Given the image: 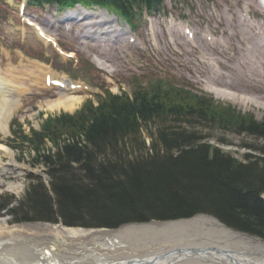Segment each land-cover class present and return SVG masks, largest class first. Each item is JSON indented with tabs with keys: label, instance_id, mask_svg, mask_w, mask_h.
Returning a JSON list of instances; mask_svg holds the SVG:
<instances>
[{
	"label": "trees",
	"instance_id": "trees-1",
	"mask_svg": "<svg viewBox=\"0 0 264 264\" xmlns=\"http://www.w3.org/2000/svg\"><path fill=\"white\" fill-rule=\"evenodd\" d=\"M28 1L62 8L98 6L132 26L143 10L152 13L163 2ZM97 101L72 115L48 117L29 135L19 129L22 146L35 154V167L45 166L49 184L30 177L23 198H0V215L16 224L108 230L208 215L264 240V150L240 161L196 129L202 122L207 130L264 139V120L165 82L138 85L132 95L106 91Z\"/></svg>",
	"mask_w": 264,
	"mask_h": 264
},
{
	"label": "rangeland",
	"instance_id": "rangeland-1",
	"mask_svg": "<svg viewBox=\"0 0 264 264\" xmlns=\"http://www.w3.org/2000/svg\"><path fill=\"white\" fill-rule=\"evenodd\" d=\"M239 1L240 0H165L160 11L149 15H142L141 21L136 24V31L131 32L124 21L119 19V25L136 38V44L125 45V49L118 46L116 49L110 46L108 48L102 47L92 40L83 39L82 35L84 34V29L81 22L67 23L61 20L66 11L60 12L56 7L46 6L43 9L28 6L23 16L24 18H22L19 15V4L21 2L0 0V74H5L12 67L10 64L13 65V68L32 65V67H38L45 72L54 73L55 77L59 79L89 87V90L82 89L81 91H62L56 88H30L29 90L27 89L29 85L26 84L27 88H25L27 90L25 89L26 92L19 102L20 107L12 116L9 127L6 128L5 124H3V119L0 118V140L5 138V144L15 153L16 162L20 166L27 168L28 171L18 175L13 172V169H6L3 171L0 167V198L5 197V200H20L23 198L30 177L39 179L48 186L49 177L46 174L45 166L40 165L35 167L33 165L36 158L35 154L29 147L20 146L19 136L14 138V136H12V131L18 132L20 126L22 127L21 131L26 132L25 134H30L29 132L31 129L39 130L42 121L45 120L46 117L64 111H51L46 107L47 103L59 100L63 94L68 96L76 95L83 98V102L78 105L77 109L72 112L66 111L68 113H74L89 100L96 103V96H102L106 91L112 94L127 93L128 95H132L138 85L142 86V88H147L152 83L165 82L177 88L190 90L198 96L212 99L217 105L234 107L243 114H252L258 121L264 120L263 109L260 110L251 104L242 105L230 101V98L239 97L240 95L230 90L218 88L209 81L211 72L200 65L198 60L201 47L195 49L194 46H189L183 34L179 31L178 27H176L178 25L175 27L171 26L173 20H175L177 24H187L196 32L197 36L200 37L199 40H201V36H205L204 33L207 32L220 38L222 30H231L233 27L228 24L226 20L232 19L234 22L236 21V18L233 16L238 14L241 9L240 5L242 1ZM27 18L37 21L45 31L49 32V34L57 39L61 49L68 54H74L75 59L71 61L56 53L51 46L46 47L44 43L37 38L35 32L24 24V20H27ZM221 18L225 20V24L219 23ZM48 22L52 24V27L49 26ZM94 30L98 32L104 31L97 27H95ZM229 41L237 46L234 47L235 51H241L238 46V39L231 38ZM199 44L207 46L203 41ZM105 49H108L111 53L104 55ZM113 49L115 50L114 54ZM123 49L125 53H122ZM119 52L121 56L118 54ZM207 52L210 53V51ZM212 56L217 55L212 54ZM232 56L233 55L230 54L226 56L227 58L221 59V61L233 62L234 57L232 58ZM239 57L240 56L237 58V62L232 63L234 67L238 65ZM97 62L100 64L103 63L106 69H101L97 65L99 64ZM232 65L228 64L227 66ZM227 66L225 68H227ZM225 73L227 72L225 71ZM219 93H222L224 96L220 98ZM13 97L14 99L18 98L15 95ZM191 122L194 123L195 121ZM183 126L187 127L188 130L192 129L188 123L183 124ZM205 128L208 127L204 123H198L196 127L198 134L201 136H210V144L219 147L223 152L231 154L240 161H243L247 154L261 156L259 152L260 150H264L263 138L251 135L240 136L231 132L224 133L222 130L218 129L211 131ZM152 129L155 132L156 128L152 127ZM143 134L146 138V144L149 146L151 140L145 131ZM221 140H225L227 143L222 144ZM1 142L2 141H0V143ZM2 159L4 163H8L9 161L6 157ZM13 206L14 204H11L9 208ZM0 220H5L9 226L24 225L38 228L37 225H42V227H45V225H59L41 222L16 224L12 221L10 216L3 213L0 215ZM154 224L162 225L165 223L157 222L153 223V225ZM132 225L133 224L125 225L116 230L72 229L95 232L102 231L100 235L103 237L114 234L124 227ZM230 229L231 228H229V230ZM233 231L238 234L242 233L236 230ZM242 235H244V233H242ZM244 236V241L247 238L246 236H248L254 241L258 239L264 242V240L257 237L250 235ZM247 241L249 242L248 239ZM183 242L185 244V240L183 239L179 241L177 239H169L163 242L159 240H144L138 243L125 241L126 244L124 243L123 245L127 246L125 249L118 252L104 250L93 241L92 237L81 239L64 238L58 241L51 235H44L28 238L23 241V243L17 244H24L25 246L36 247L39 250L45 251L53 248L56 250L57 254L59 253V255L67 259H86L84 264H95L96 261L91 257H86V254L93 252L103 255L106 253L111 259L124 261L127 255L129 256L126 259L145 258V256H153L161 250L168 251L177 245L182 246ZM233 246L236 247L235 244ZM254 256L264 257L262 253ZM66 258L62 260L66 261Z\"/></svg>",
	"mask_w": 264,
	"mask_h": 264
},
{
	"label": "bare ground",
	"instance_id": "bare-ground-1",
	"mask_svg": "<svg viewBox=\"0 0 264 264\" xmlns=\"http://www.w3.org/2000/svg\"><path fill=\"white\" fill-rule=\"evenodd\" d=\"M240 1H242L241 9L238 14L233 16L236 21L226 20L228 24L233 26L232 31L222 30L220 38L213 34L210 36L208 32L204 33L205 36L202 35L201 40H199L200 37L196 36L194 41L189 42V46H194L195 49L201 47L198 58L199 64L211 72L209 81L212 84L240 95L230 98V101L242 105L251 104L260 110H264V7L257 4V0ZM80 14L85 17L82 18ZM222 18L219 23L225 24V20ZM61 20L68 23L81 22L84 29L83 39L92 40L102 47L108 48L110 46L117 49L120 46L125 49V45H127L122 38L124 34L120 29H116L118 20L111 18L105 11L78 7L67 11ZM48 24L52 27L50 22ZM95 27L104 31L98 32L94 30ZM210 37L213 38L210 39ZM231 38L238 39V46L241 51L234 50V47L237 46L229 41ZM201 41L205 42L207 46L199 44ZM114 49L113 54L115 53ZM124 49L122 53H125ZM110 53L108 49H105L104 55ZM118 54L120 55V52ZM212 54L217 56H212ZM230 54L233 55L232 58L234 57L233 62H237V58L240 56L236 67L232 65L233 62L221 61ZM228 64L232 66H227ZM97 65L103 70L106 69L103 63ZM10 66L12 67L5 74H0V118L3 119L6 128L9 127L12 116L18 111L19 102L24 96L22 94L27 89H48L45 85L47 75L43 74L42 76L39 68L34 67L32 69L30 65L21 68H13L11 64ZM226 66L227 68H225ZM26 84L29 85V88L26 87ZM5 85L6 88L11 86L9 91L5 92L6 89L3 87ZM15 90H18L17 99L11 96ZM223 96L222 93H219L220 98ZM82 102L83 98L80 96L63 94L59 100L47 103L46 107L51 111L72 112ZM0 141H2L0 143L1 169L3 171L13 169V172L18 175L27 172V168L16 162L15 153L5 144V138ZM3 157L9 159L8 163L3 162ZM37 226L38 228L24 225L9 226L5 220H0V264H84L86 259H67L59 253L57 254L53 248L45 251L36 247L17 244L23 243L28 238L44 235H51L58 241L64 238L92 237L93 241L104 250H112L113 252L125 249L127 246L123 245L125 241L138 243L144 240H159L161 242L169 239L185 240V244L183 242L182 246L177 245L168 251L161 250L153 256L139 258L143 259L144 262H152V264H264V257L254 256L261 253L264 255L263 241L258 239L254 241L248 236L244 241V235L229 230L211 217L198 216L189 220L162 225L126 226L114 234L103 237L100 235L102 231H96V233L95 231L66 228L62 225ZM234 244L236 247L233 246ZM86 257L93 258L96 261L95 264H129V262H131L130 264H146L137 262L138 258H125L124 261L114 260L106 253L100 255L90 252V254H86ZM63 258H66V261H63Z\"/></svg>",
	"mask_w": 264,
	"mask_h": 264
},
{
	"label": "water",
	"instance_id": "water-1",
	"mask_svg": "<svg viewBox=\"0 0 264 264\" xmlns=\"http://www.w3.org/2000/svg\"><path fill=\"white\" fill-rule=\"evenodd\" d=\"M245 235V234H244ZM137 262H144V260L143 259H137L136 260ZM131 262H129V264H130ZM144 263H146V264H152V262H144Z\"/></svg>",
	"mask_w": 264,
	"mask_h": 264
}]
</instances>
